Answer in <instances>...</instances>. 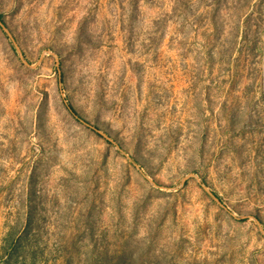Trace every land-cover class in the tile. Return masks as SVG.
Here are the masks:
<instances>
[{"label":"rangeland","instance_id":"1","mask_svg":"<svg viewBox=\"0 0 264 264\" xmlns=\"http://www.w3.org/2000/svg\"><path fill=\"white\" fill-rule=\"evenodd\" d=\"M0 15V264H264V0Z\"/></svg>","mask_w":264,"mask_h":264},{"label":"water","instance_id":"2","mask_svg":"<svg viewBox=\"0 0 264 264\" xmlns=\"http://www.w3.org/2000/svg\"><path fill=\"white\" fill-rule=\"evenodd\" d=\"M0 27L13 39V36H12V34H11V32H10V30H9V28H8V25L6 24V22L4 21V20H2L1 18H0ZM16 48L19 50V47L16 45ZM87 124V123H86ZM88 125V124H87ZM105 135V134H104ZM106 136V135H105ZM106 138L107 139H110L108 136H106ZM212 196H213V198L218 202V203H220L221 205H222V203H221V201H220V199L216 196V195H214L213 193H210Z\"/></svg>","mask_w":264,"mask_h":264},{"label":"trees","instance_id":"3","mask_svg":"<svg viewBox=\"0 0 264 264\" xmlns=\"http://www.w3.org/2000/svg\"><path fill=\"white\" fill-rule=\"evenodd\" d=\"M0 18L3 20V16H2V15H0ZM68 108H69V110H70L73 114L76 115V112H75L74 108H73L71 105H68ZM78 118H79V117H78ZM95 130H96V128H95Z\"/></svg>","mask_w":264,"mask_h":264}]
</instances>
